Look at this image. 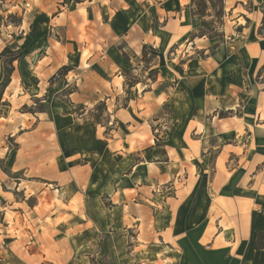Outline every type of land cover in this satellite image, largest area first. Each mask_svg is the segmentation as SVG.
I'll use <instances>...</instances> for the list:
<instances>
[{
    "label": "crops",
    "instance_id": "obj_1",
    "mask_svg": "<svg viewBox=\"0 0 264 264\" xmlns=\"http://www.w3.org/2000/svg\"><path fill=\"white\" fill-rule=\"evenodd\" d=\"M223 2L227 40L176 63L167 52L197 28L193 0L29 4L0 160L20 172L22 202L3 194L33 260L9 241L0 264H264V0ZM147 49L157 77L127 84ZM62 67L80 77L67 95L47 82ZM35 101L43 111L12 116ZM99 104L102 122L87 115Z\"/></svg>",
    "mask_w": 264,
    "mask_h": 264
},
{
    "label": "rangeland",
    "instance_id": "obj_2",
    "mask_svg": "<svg viewBox=\"0 0 264 264\" xmlns=\"http://www.w3.org/2000/svg\"><path fill=\"white\" fill-rule=\"evenodd\" d=\"M36 1L37 0H31L32 3H35ZM31 2L29 0H0V52L5 47L9 48L11 51H16L20 49L21 55H24V52H26V50L24 49L25 43L23 42V31L26 27V19H28L29 16L32 15L34 12L30 10L29 4ZM193 10V14L197 15V28L194 32L191 33V36H189V40H187L183 44H179L170 48L167 52V58L171 60L175 59V63L179 62L180 59L187 60L188 55L192 57L197 56L201 58H203L205 54H207L208 56L219 43L227 40L228 33H226L225 25L229 24L230 19L228 17V12L225 9V4L223 0H193ZM48 32L49 34L52 33L51 30H48ZM191 42L193 43V45H191ZM15 46H18L19 49H16ZM35 49H39V52L37 51V53L40 54L41 46H37L36 44ZM145 53L146 55L142 64H137L136 61L133 60L132 64L134 66H130L128 69H125V72L123 71L127 84L135 83L137 81L143 83L144 80L148 78L151 80V78L155 79L157 77L158 72L155 71L156 69L148 70L147 66V63L149 61L151 62L154 54L148 49L145 50ZM10 57L11 55L5 54L4 57L0 59V82L4 77V69L6 68L5 62L7 58ZM13 63L11 64L12 69L14 65ZM136 65L138 67H135ZM7 66L8 68H10V65ZM160 70V72L164 75L167 74L166 68H160ZM69 72L70 71L68 69L63 74L57 73V75H54L53 77L49 78V80H47L48 84L52 85L56 82L57 78H61L63 80L64 85V95H67V93H70L75 88H77V85L80 80L79 75L70 74ZM11 75L9 81H11ZM16 109L17 108L13 109L12 116L13 114L18 115L17 113H20L23 115L21 116V118L25 119L31 118L28 113H39L44 110V107L43 104L38 101H35V105L22 106L17 110ZM8 110L10 109L7 103H2V101L0 100V118L7 115ZM104 111L105 106L103 104H99L94 107L93 111L87 113V115L88 118L92 119L93 121L102 122V119H104V117H102ZM10 124H16V122L14 121ZM16 126L11 128V132H16L14 130ZM23 127H26V124H23ZM32 127L33 126L28 129H33ZM23 130H26V128H24ZM19 133L21 134L22 132ZM154 133L156 135L158 134L157 131H153V134ZM13 136H3L5 138L3 141L6 143L5 147H7V149H10L11 151H14L17 146L13 143ZM3 149L4 146L3 144H1V156L4 152ZM5 159H8L7 154L3 159L0 160L1 173L6 177L5 182H0V247H4L9 241H11L12 243L14 242L12 249L18 253L21 259L33 260V258L28 257L26 251L23 248L24 241L19 239L22 235L24 236V238L27 235L28 237H31L30 239H33L32 232L30 230H25V235V233L21 234L22 232L15 229L16 226L20 225L19 221L14 224L15 219L19 220V216L17 214L14 215L12 213L13 210L9 208L11 206V203L9 202L12 201L11 196L9 194H3L11 192L13 199L19 200L21 202L24 199L22 193H20L19 191V186L13 185V182L21 179L20 172L11 173L10 171H8L6 165L4 164L9 162H7ZM8 196L10 199L8 198ZM29 204H32V200H30ZM202 206H200V208ZM198 222L199 219L194 220L193 225L194 223ZM7 226L8 228L4 230L3 227Z\"/></svg>",
    "mask_w": 264,
    "mask_h": 264
},
{
    "label": "trees",
    "instance_id": "obj_3",
    "mask_svg": "<svg viewBox=\"0 0 264 264\" xmlns=\"http://www.w3.org/2000/svg\"><path fill=\"white\" fill-rule=\"evenodd\" d=\"M263 21H264V9H263ZM5 54H9L11 55L10 58H7L6 62H5V66L6 68L4 69V77L2 79V81L0 82V100H1V97H2V94H3V91L5 90V88L7 87V85L9 84V78H10V75L13 71L12 67H11V64L14 62V61H17L20 56H21V52L20 50H16V51H11L9 48L5 47L1 52H0V59L2 57H4ZM7 65H10V68H8ZM67 67H63L61 68L59 71H58V74H63L67 71ZM255 247L256 249H262L264 250V231L260 232L258 235H257V238H256V243H255Z\"/></svg>",
    "mask_w": 264,
    "mask_h": 264
}]
</instances>
